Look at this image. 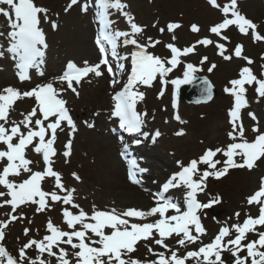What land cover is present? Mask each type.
Segmentation results:
<instances>
[{
    "label": "snow or ice",
    "instance_id": "1",
    "mask_svg": "<svg viewBox=\"0 0 264 264\" xmlns=\"http://www.w3.org/2000/svg\"><path fill=\"white\" fill-rule=\"evenodd\" d=\"M206 2L221 14V20L209 28L210 34L220 41L229 39L225 33L232 27L242 35L250 34L253 42L264 41L257 23L240 11L239 0H227L223 6L218 0ZM74 7L83 15L93 13V22L98 26L93 41L98 50V61L84 60L77 64L68 60L62 73L46 82L29 89L11 85L0 89V189H3L0 190V208H10L5 213L6 219H0V264H188L189 261L191 264H228L225 253L232 257L231 264H264V176L260 178L258 190L246 198L247 205L257 206L258 215L245 212V218L240 222L241 213L235 212L237 222L223 223L207 243L203 240L207 230L202 224L201 213L222 201L219 196L210 197L207 202L198 199L210 177L219 180L231 169L251 171L264 160V130H261L258 117L254 112H248L255 122L251 129L254 138L250 141L241 114L242 109L249 106L246 95L249 88L253 89L257 103L264 100V64L257 76L250 67L254 61L242 55V44H236L232 55H226L225 44L208 37L180 48L175 44V31L182 27L179 22H168L158 29L161 35L165 31L171 34L172 41L164 44L170 56H159L150 49L163 42L151 36L145 39L146 26L137 23L126 0H68L63 11L68 14ZM52 15L50 9L38 5L35 0H0V17L6 21L7 28V31H0V38L6 42V46L0 43V58L13 61L15 76L22 84L31 82L30 70H35L39 76L44 75L42 69L49 45L43 25H49L53 31L60 27L59 13L54 14L57 19ZM114 15L117 19L112 18ZM119 17L123 18L126 30L116 26ZM157 23L152 27L156 28ZM190 31L199 33L200 28L192 24ZM197 45H214L217 54L225 61L233 56L246 61L238 78L231 79L230 86L224 88V92L233 98L227 113L230 142L224 147L205 148L202 154L187 163L177 160L179 170L152 194V206L147 209L111 207L105 210L93 203L90 212L85 211L75 202L76 187L66 186L62 173L54 169L58 155L65 158V163L69 162L74 134L78 131L64 94L70 91L79 98L83 83H91L93 78H102L107 73L112 101L109 118L117 119L119 128L127 134L148 139L150 133L144 131L148 113L137 108L145 99V92L140 89L152 87L153 81L159 77L162 87L158 98L171 84L172 107L176 109L179 87L193 83L197 79L195 74L201 69L192 63H184L182 78L169 79L168 76L183 63L181 57L193 54ZM121 47L127 50L124 54L119 51ZM261 59L264 60V56ZM207 61L208 57L204 56L200 64ZM216 67L213 63L207 71L211 73ZM200 83L202 94L196 103L212 99L213 85L207 78H201ZM25 100L32 102L30 110H20L22 118L14 119L17 102ZM174 118L184 122L178 114ZM84 124L88 128L95 126L88 121ZM66 129L68 139L63 151L59 152L56 143ZM175 134L182 136L185 133L181 129ZM160 136L161 132L156 130L151 134V140L155 142ZM135 143L138 145L141 140L136 139ZM29 150L41 157V170H33L32 165L39 166L40 161L27 158ZM126 153L127 147L121 155ZM218 155L224 159H217ZM201 165L205 167L202 169ZM145 171L136 161H130L128 180L140 184L139 177ZM71 175L77 183L82 182L77 173ZM46 178L54 181L51 191L42 188ZM181 187L185 189L182 201L167 195ZM58 203L69 206L61 209L62 224L66 229L55 225L49 218L45 234L37 239L30 235L29 227H24L23 235L27 239L20 244L17 254L12 255L4 244L9 226L24 220L29 225L33 223L22 208L34 205L35 213L40 214L53 211ZM250 234L255 238L249 239ZM171 239H174L175 246L169 244ZM141 243L154 259L136 257ZM192 245L197 247L192 248ZM181 249H184L183 253ZM29 250H33L35 256L30 255Z\"/></svg>",
    "mask_w": 264,
    "mask_h": 264
},
{
    "label": "rangeland",
    "instance_id": "2",
    "mask_svg": "<svg viewBox=\"0 0 264 264\" xmlns=\"http://www.w3.org/2000/svg\"><path fill=\"white\" fill-rule=\"evenodd\" d=\"M56 1L58 0H35L38 5L50 9L53 14L52 17L57 19L54 14L59 13V21L64 22L66 25H70L69 28L66 27V33H69L66 35L59 29L53 32V30L49 29L50 26H48L47 31L45 30L48 35L47 41L49 47L43 66H46L50 61H58V67L61 65L65 67L68 60L82 63V59L84 58L79 54L78 43L73 41L70 37L71 33L75 32L74 29H71L74 22L71 21L70 17L71 15L73 16L72 18L75 17L72 12L75 14L79 12L77 8L74 7L68 14H65L63 9L68 3V0H59V2H57L59 6H54L53 3ZM126 2L130 5V9L128 10L136 17L137 23L146 26L144 34L145 39L151 36L163 42L155 49H150V51H153L156 55L163 57L170 56V52L164 47V44L172 42L171 34L165 31V33L161 35L158 29L160 27H165L168 22H179L182 27L175 31L177 38L175 44L178 47L183 48L190 46L198 39L208 37L216 42L224 43L228 49V52L225 54L232 55L235 45L242 44L244 48L242 55L254 61L250 67H252L254 73L259 76L262 70L261 65L264 64V60L261 59V57L264 56V41L253 42L250 34L248 36L242 35L235 27L230 28L225 33L229 38L227 41H220L218 37L210 34V26L219 22L222 17L218 10L212 9L207 4L206 0H151V2L150 0H126ZM226 2L227 0H218L221 6ZM239 9L249 19L257 23L258 32L264 35V0H239ZM112 18L117 19V16L114 15ZM66 19H68V21H66ZM75 19L78 18L75 17ZM0 22H3L6 27V21L2 17H0ZM154 23H157L156 28L152 27ZM192 24L199 26V33L190 31V26ZM116 26L120 30H126V24L122 17L118 18V24ZM92 34L91 43L94 41V31H92ZM65 36L70 40H66ZM2 43L4 44V42ZM119 51L121 54H124L127 50L121 47ZM217 53L218 50L214 45H209L207 47L197 45L193 54L187 57H181L183 63L178 65L168 76L169 79L182 78L184 63H192L200 68L201 71L197 72L195 75L207 77L216 89V96L208 105L188 106L177 101V108L173 109V86L171 84L165 87L164 95L158 98V94L162 87L159 77L153 81L152 87H142L140 89L145 92V99L137 105V108L141 112L147 111L148 113L144 131L150 134H153L156 130L161 132V136L158 137L155 142L150 140V145L159 153L158 156L163 158L164 163H168L171 168H175L176 172L179 170L176 165L177 160H182L187 163L189 159L196 158L202 154L205 148L224 147L230 142L227 137V132L230 131L227 113L232 106L233 98L224 92V88L230 86L228 82L231 79L238 78V73L242 67L246 66V61L234 56L231 60L225 61ZM204 56L208 57V61L201 65L200 60ZM213 63H215L217 67L209 73L207 69ZM63 68L57 76L62 73ZM11 70L15 73L12 63ZM48 80L50 79L39 81V83ZM79 91V98L73 96L71 98L72 100L66 99L68 100L67 107L70 108L72 117L77 118L85 114L86 117H82V120L76 119L78 131L74 134L72 154L68 158L69 162L65 163V158L62 155H58L55 158L54 169L62 173L63 182L66 186L76 187L77 193L75 202L87 212H90L93 203L105 210L111 207H116L120 210L128 207L136 208L135 205L131 206L124 204L119 198L120 196L118 193L111 190L109 186L111 176L108 172L109 170L106 168L109 162L102 161L105 154L109 158L108 150L104 149L103 146L109 139L113 142L115 139V136L113 137L111 133L109 134L108 128L111 124L113 125L115 123L114 121H109L110 118L108 115L112 106L111 97L109 95L111 89L106 88L103 91L105 96L104 99L106 100L95 98L91 91H89L87 83H83ZM246 95L249 106L246 109H242L241 114L242 122L246 129V136L251 141L254 138L251 129L255 122L248 116V112H254L256 114L261 130H264V100L257 103L252 88H249ZM86 109L88 112H85ZM96 112H99L100 115H94ZM177 114L180 116V119L184 121L183 123L174 118ZM21 118L17 117L16 119ZM84 121L94 123L95 126L93 128H88L84 124ZM181 129L185 134L177 136L175 133ZM67 139L66 129L65 132L60 133L56 143V148L59 152L63 151V145L66 143ZM118 148L116 150L115 145L113 149L114 158H118L116 153ZM27 158L33 161H40L39 166L35 164L32 165L33 170H41L43 168L40 156L29 150L27 152ZM216 158L220 160L224 159V157L220 155ZM237 160H239V157H237ZM157 163H159V161H157ZM169 165L161 163L164 170L172 171ZM204 167V165H201L202 169ZM73 172L81 177V183H77L72 178L71 174ZM120 173L122 179L126 181L124 166H121ZM262 176H264V160L259 161L258 166L251 171L246 168L231 169L226 176L219 180L211 177L208 179L207 187L203 193L198 195V199L202 202H207L210 197L219 196L222 202L210 208L216 212L215 217L208 212V209L201 213L202 224L207 230V235L203 237L205 243L209 242V240L215 236L223 223L227 222L228 224H232L237 222L234 216L235 212L239 211L241 213L240 222L245 218V212H249L253 216L258 215L257 206L247 205L246 198L258 190V181ZM23 178L24 177H21L20 179ZM53 183L54 181L52 178H46L45 181L42 182V188L46 191H51L53 190ZM180 192L181 191H175V193L178 194ZM141 193L143 194V191ZM151 206L152 205L149 207ZM62 207L69 206L58 203L54 206L53 211L40 214L35 213L34 205L22 208L27 219L32 220L33 223L29 225L27 220H24L14 222L9 226L6 233V240L4 241L8 251L14 256L17 254L20 244L27 239L23 235L24 227H29L31 229L30 235L37 239L45 234V226L49 218L52 219L55 225L66 229V225L62 224ZM9 211L10 208L7 206L0 208V219H6L5 213ZM72 211L76 210L72 209ZM37 231H39V235H37ZM249 238L254 239L255 237L250 234ZM169 244L175 246L174 239L169 240ZM191 247L195 248L197 245H192ZM156 250L163 251V249L159 248H156ZM180 251L183 253L184 249ZM29 254L35 256L33 250H29ZM135 255L142 260L146 257L148 259L155 258L147 253V249L143 246V243L140 244L139 250ZM188 264H191V261H189Z\"/></svg>",
    "mask_w": 264,
    "mask_h": 264
},
{
    "label": "bare ground",
    "instance_id": "3",
    "mask_svg": "<svg viewBox=\"0 0 264 264\" xmlns=\"http://www.w3.org/2000/svg\"><path fill=\"white\" fill-rule=\"evenodd\" d=\"M57 2H59V0L53 3V5L56 6ZM57 6H59V4ZM77 10L79 12L78 8ZM50 13L52 14L51 11ZM72 14L78 19H75V17L72 18L73 17L72 15L70 17L71 21L74 22L71 29L75 30V32L72 31L73 33H71L70 37L71 39H73V41L78 43L77 46H78L79 54L82 56V58H84L82 59V61L88 60L89 62L95 63L98 61V51L96 50V47L91 43V37L93 35L92 34L93 24H92L91 11L89 12L88 15H83L80 12L78 14L77 13L75 14L72 12ZM52 18L56 19L55 17H52ZM66 21H68V19H66ZM59 23H60L59 30H62L64 35L69 34V33H66V29H67L66 27L69 28L70 25H66L62 21H59ZM48 26L49 25L47 24L43 25L46 31L48 30ZM3 31H6L5 27L3 28ZM0 39L3 40V38H0ZM47 39H48V35H47ZM65 39L70 40V39H67L66 36H65ZM6 56H7V53H6ZM10 60H11L10 58L9 59L0 58V64H1L0 65V89L7 87L9 85L20 88V89H29L31 87H34L37 83H39V81L51 79L57 76L60 70L64 67L62 65L58 67V61H50L44 67L43 76L35 75L32 77L31 82H24L22 84L18 81L17 77L15 76V73L10 68ZM75 62L77 64H82L81 62H78V61H75ZM109 79L110 77H108L107 73H105V75L102 78H99V79L93 78L91 83H87L89 91H91L92 95L95 98H99V99L105 98L103 91L106 88L110 89L109 84H108ZM73 96L75 95L69 91L64 94L63 98L71 99ZM31 103L32 102L29 100H25L24 102H17V105H16L17 111L13 113V118L14 119H16L17 117L21 118L19 115V111L20 110H24V111L30 110ZM85 112H88V110L86 109ZM82 117L85 118L86 114L80 115V117H77V118L73 117V119L77 123L76 119L82 120L81 119ZM109 121H112V119H109ZM110 140L111 139H109V141L103 146L104 149L108 150L109 158L105 154L106 156L104 155V158L102 161L109 162L106 168L107 170H109L108 172L111 176L110 183H109L111 190L116 191L118 193V195L120 196L119 198L123 201L124 204H128L131 206L135 205L136 208H140V209L149 208V206L152 205V202H153L152 194L157 192L160 189L161 185L168 179L167 174L162 172L161 163L166 164V165H169V164L164 163L163 158L158 157L159 153H157L154 150V148H152V146L150 145L151 134L148 139H144L141 137V141L148 144L147 148L144 149L142 154L148 157L149 160L151 161V163H149V168L146 169L147 171H145L142 175L149 177V179L152 180V183L149 185L139 184V189L134 188L130 186L125 181V179L124 180L122 179L120 170H121V166L123 165V162H121L117 158H114L113 156V149L115 147V144L120 145L122 144V142L119 138H117V141L115 142L110 141ZM133 160L136 161V163L138 164L140 168L145 169L144 167H146V165H144V162H141L140 160L136 158H134ZM157 161H159V163H157ZM153 164L156 165V167L153 166ZM142 191H143V194L141 193Z\"/></svg>",
    "mask_w": 264,
    "mask_h": 264
},
{
    "label": "water",
    "instance_id": "4",
    "mask_svg": "<svg viewBox=\"0 0 264 264\" xmlns=\"http://www.w3.org/2000/svg\"><path fill=\"white\" fill-rule=\"evenodd\" d=\"M197 79L193 81L191 84H183L179 87L178 89V98L180 101L185 103L186 105H201V104H207L209 103L216 95L215 88L213 87V92H212V99L207 101V102H202V103H196L198 99L201 98L202 94V85L200 83L201 78H206L202 76H196ZM211 83V82H210Z\"/></svg>",
    "mask_w": 264,
    "mask_h": 264
}]
</instances>
